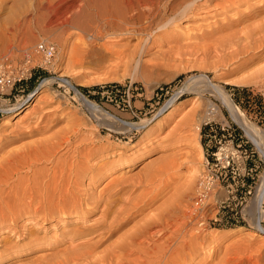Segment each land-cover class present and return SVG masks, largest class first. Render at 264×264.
Wrapping results in <instances>:
<instances>
[{
	"label": "rangeland",
	"instance_id": "rangeland-1",
	"mask_svg": "<svg viewBox=\"0 0 264 264\" xmlns=\"http://www.w3.org/2000/svg\"><path fill=\"white\" fill-rule=\"evenodd\" d=\"M47 1L0 0V163L11 153L23 164L29 162L24 156L34 153L32 145L54 151L46 155L48 149L40 153L34 149V155L42 157L36 160L31 154L33 169H27L28 174L19 171L10 177L13 182L0 184L8 209L3 211L6 222L0 219V264H45L87 245L92 255L101 256L110 242L143 224L156 209L170 214L179 209L198 212L188 229L200 231L197 239L203 240L190 241L204 243V251L191 257L190 264H264V116L259 108L264 107V83L241 84L264 67V59L252 60L259 54L236 57L247 32L243 28L264 16L257 15L264 10V0H245L237 6L225 0H161V13L150 19V29L145 20L134 26L120 14L113 17V4L105 5L106 0H84L80 3L84 11L66 26L56 12L47 10ZM172 12L180 13L177 21L170 20ZM165 21L169 25L160 27ZM39 42L55 50L49 65L35 53ZM94 86L100 89L89 91L90 98L80 91ZM233 87L246 92H235ZM215 92L241 110L257 130L258 146L228 116ZM79 94L92 106L84 104ZM172 96L175 101L163 109ZM210 103L216 110L201 121ZM63 137L69 141L63 143ZM23 151L28 156H21ZM68 165L80 170L71 172L78 180L75 194L81 197L80 207L54 212V217L34 214L32 205L36 209L40 204L27 196L20 199L23 179L30 184L32 174H38L33 177L48 176V181L53 168L66 170ZM157 194L144 209L143 204ZM104 199L111 210L131 213L141 206L143 211L139 215L137 211L121 231L101 237L97 233H103L99 228L107 219L101 212L109 205ZM135 203L137 208L131 206ZM11 207L18 211L15 218L10 217ZM75 231L88 235L80 237Z\"/></svg>",
	"mask_w": 264,
	"mask_h": 264
},
{
	"label": "bare ground",
	"instance_id": "bare-ground-1",
	"mask_svg": "<svg viewBox=\"0 0 264 264\" xmlns=\"http://www.w3.org/2000/svg\"><path fill=\"white\" fill-rule=\"evenodd\" d=\"M84 0H48L47 1V3H46V5H47V10L48 11H54V12H56V14H57V17H59V19L61 20V22H62V24L63 25H70V24H72V19L74 18V21L76 20V17H77V15H80V13H81V11H84L81 7H80V3L81 2H83ZM87 1V0H86ZM89 1V0H88ZM87 1V2H88ZM91 1H93V2H96L95 0H91ZM98 1V0H97ZM161 0H106V4H105V2H103V4H105V5H107V2L108 3H110V4H113V6H112V8L114 9V10H111V14L110 15H112L113 17H115L114 15H116V17L118 16V14H120V16H122L123 17V20H124V18H125V20H131L132 21V24H134V26H136V24L137 23H139L140 21H142V20H145L146 21V25H147V27H146V29H150V23H151V21H150V19L151 18H154L158 13H161V9L159 10V8H158V5H160L159 4V2H160ZM166 1V0H165ZM187 2H188V0H186ZM207 1V0H206ZM223 1V0H222ZM226 1V3L228 4L229 3V5H232V4H236V6L238 5V4H241V3H244L245 2V0H225ZM90 2V1H89ZM230 2H232V4H230ZM102 3V2H101ZM165 3V2H164ZM190 3V2H189ZM195 3V2H194ZM102 4V5H103ZM184 4V3H183ZM193 4V3H192ZM45 5V4H44ZM46 5H45V7H46ZM89 5V4H88ZM105 5H103L104 6V9H105ZM164 5V4H163ZM162 5V6H163ZM174 5V4H173ZM187 6L189 5V4H186ZM246 5V4H245ZM100 6V5H99ZM108 6V5H107ZM110 6V5H109ZM164 6H166V5H164ZM191 7L189 8V11H190V13L192 12V10H193V8H192V5H190ZM233 6V5H232ZM247 6V5H246ZM44 7V8H45ZM85 7H87V5L85 6ZM193 7H195V6H193ZM235 7V6H234ZM43 8V7H42ZM43 8V9H44ZM91 8V7H90ZM101 8H102V6H101ZM108 8V7H107ZM94 9H95V7H94ZM109 9V8H108ZM168 8L167 7H165L164 8V10L162 11V12H165L166 10H167ZM173 9V8H172ZM44 10H46V8L44 9ZM46 10V11H47ZM86 10V9H85ZM101 10V9H100ZM116 10V11H115ZM171 10V9H170ZM188 10V9H187ZM102 11H103V8H102ZM101 11V12H102ZM105 11V10H104ZM103 11V12H104ZM189 11H187V12H189ZM194 11V10H193ZM87 12V11H86ZM106 12V11H105ZM108 12V11H107ZM175 12V11H174ZM186 12V13H187ZM84 13V12H83ZM109 13V12H108ZM185 13V10H184V12H182V15ZM96 14V13H95ZM94 14V15H95ZM98 14V13H97ZM101 14V13H100ZM105 14V13H104ZM180 14V13H179ZM179 14L177 13V14H174L173 12L171 13V15H170V20L172 21V20H178L177 19V17L179 18L180 16H179ZM188 14V13H187ZM84 15H85V13H84ZM102 15V14H101ZM100 15V16H101ZM107 15V14H106ZM109 15V14H108ZM185 15V14H184ZM257 15H259V16H262V15H264V10H261V11H259L258 13H257ZM96 16V15H95ZM258 16V17H259ZM182 17V16H181ZM88 18H90V16L88 17ZM109 18H110V16H109ZM261 18V17H260ZM113 19V18H112ZM117 20V19H116ZM169 20V21H170ZM255 20V19H254ZM53 21V20H52ZM162 21H164V20H162ZM167 22H169L168 20H166ZM165 21V23H167ZM60 22V21H59ZM76 22V21H75ZM109 22V21H108ZM153 22V21H152ZM105 23H106V21H105ZM110 23V22H109ZM112 23V22H111ZM114 23V22H113ZM120 23H121V21H120ZM170 23V22H169ZM54 24V23H53ZM117 24V23H116ZM128 24V23H127ZM171 24V23H170ZM256 24V25H255ZM106 25H107V23H106ZM162 26H160V27H164V26H166V25H169L168 23L167 24H161ZM251 25H254V26H251ZM113 26H116V25H113ZM118 26H119V24H118ZM158 26V25H157ZM243 26V25H242ZM108 27V26H107ZM128 27V26H127ZM133 27V26H132ZM131 27V28H132ZM159 27V28H160ZM113 28V27H112ZM117 28H119V27H117ZM129 28H130V26H129ZM135 28V27H134ZM110 29V28H109ZM121 29V28H120ZM162 29V28H161ZM243 29H245V30H247V32H245L246 33V35H244L245 37H244V39H242L243 40V42H241L242 43V45H241V47H243L241 50L242 51H240V49H237L238 47H236L237 45H239L240 46V44H236V46H235V49H237L236 50V52L237 51H240V52H238L237 54V56L236 57H240V56H242V55H244V56H255L256 54H259V56H257V57H254L252 60H255V59H257V60H263L264 59V16H263V18L260 20V21H258V23H254V24H250V26L248 25L247 27H245V28H243ZM243 29L241 30V32L240 33H242V31H243ZM114 30V29H113ZM126 30V29H125ZM145 30V29H144ZM143 30V31H144ZM240 30V29H239ZM130 31V30H129ZM139 31V30H138ZM142 31V30H141ZM140 31V32H141ZM147 31V30H146ZM234 31V30H233ZM136 33H137V29H136ZM239 33V32H238ZM237 33V34H238ZM238 34V35H243V34ZM98 34H100V33H98ZM230 34V33H229ZM99 36V35H98ZM236 38H237V36H236V34L234 35ZM232 37V36H231ZM230 37V41H231V38ZM239 38H241L240 36H238ZM238 38V39H239ZM243 38V37H242ZM236 40V39H235ZM241 39H240V41H242ZM238 41V40H237ZM228 42V41H227ZM237 43V42H236ZM223 44V43H222ZM225 44V43H224ZM234 44V43H233ZM231 45V44H230ZM235 45V44H234ZM234 45L232 46V47H234ZM223 47H224V45H223ZM228 47H230V46H228ZM232 47H231V49H232ZM226 48V47H225ZM257 52H256V51ZM255 51V52H254ZM235 52V51H234ZM233 53V52H232ZM215 54V53H214ZM236 54V53H235ZM243 57V56H242ZM247 57H245V58H247ZM234 58V57H233ZM238 59V58H237ZM240 59H244V58H240ZM251 60V59H250ZM258 64V63H257ZM253 77H248V78H246L245 80H243L242 82H241V84L242 83H252V82H257V81H259V82H262V83H264V67L263 68H260L259 70H257L256 72H255V74H253L252 75ZM239 84H240V82H238ZM210 89V88H209ZM215 90V89H214ZM211 92V91H210ZM212 93V92H211ZM216 93V96L218 95H220V103H221V105L224 107V108H226V110H227V112H228V116H230V118L232 119V121H234V123H236L240 128H241V130L244 132V135H245V137L247 136L250 140H251V143L253 142V144H255V145H259V142H258V140L256 139L257 138V130L256 129H254V127H252L248 122H247V120H246V118L244 117V115L240 112V111H238L237 109H236V107L233 105V103H231L227 98H225L224 97V95H222L221 94V92H220V94H217V92H215ZM176 94H178V93H176ZM80 95V98L82 99V101L84 102V104H87V106L88 105H90V106H92L91 105V102H89L88 100H86L85 98H84V96L83 95H81V94H79ZM213 95H215V94H213ZM31 96H33V94H31L30 95V97ZM215 96V97H216ZM217 96V97H218ZM226 96V95H225ZM173 97V96H172ZM171 97V99L166 103V105L164 106V108L163 109H167L174 101H175V97H173L172 98ZM177 97V96H176ZM214 97V96H213ZM219 98V97H218ZM217 98V99H218ZM23 105V104H22ZM200 107V106H199ZM90 108V107H89ZM91 109V108H90ZM97 109V108H96ZM95 109V107H94V110H96ZM200 109V108H199ZM201 110H202V108H201ZM215 110H216V107L215 106H213L211 103L208 105V107H207V109H206V111L205 110H203V115H201V117L199 118L201 121L202 120H204V119H207V118H209V117H211V115H213V113L215 112ZM225 110V109H224ZM197 117V116H196ZM106 118V117H105ZM198 118V117H197ZM148 122V121H147ZM150 122V121H149ZM144 123V122H143ZM251 123V122H250ZM147 124V123H146ZM256 127V126H255ZM129 128V127H128ZM197 128V127H196ZM260 131V130H259ZM72 132V131H71ZM262 133H263V131H262ZM66 134V133H65ZM264 134V133H263ZM59 135V134H58ZM261 135V134H260ZM40 136V135H39ZM46 136V135H45ZM63 136V135H62ZM22 137V136H21ZM43 138V137H42ZM46 137H44V140L46 141V139H45ZM261 138V137H260ZM49 139H51V138H49ZM53 139V138H52ZM60 139L61 138H59V141H60ZM63 139H64V137H63ZM72 139V138H71ZM43 139H42V142L44 141ZM54 141V140H53ZM69 141V139H64L63 140V143H66V142H68ZM41 142V143H42ZM50 142H51V140H50ZM56 142V141H55ZM35 143V142H34ZM45 143V142H44ZM52 143V142H51ZM57 143H58V146H59V143H61V142H58L57 141ZM74 143V142H73ZM261 143V142H260ZM46 144V143H45ZM56 144V143H55ZM54 144V145H55ZM62 144V143H61ZM28 145V144H27ZM30 145V144H29ZM43 145V144H42ZM51 146H52V144H50ZM49 145V146H50ZM57 145V144H56ZM63 145H65V144H63ZM36 146V145H35ZM38 146V145H37ZM37 146H36V148H37ZM43 146H45L46 147V145H43ZM50 146V148H52V147H56V146H52L51 147ZM57 146V147H58ZM62 145H60V147H61ZM256 146V147H257ZM28 147L29 146H27V149H28ZM32 147H34L33 145H32ZM31 147V151H34V153H35V150L34 149H36V148H32ZM39 147V146H38ZM56 147V148H57ZM19 148V147H18ZM23 148H24V145H23ZM38 149V151H39V153L41 152V151H43L44 149H46L45 151H47V149H48V153L46 154V155H48L49 154V151L51 152V150L48 148V147H46V148H43V150H39V148H37ZM24 150V149H23ZM54 150H56V149H54ZM15 151V150H14ZM17 151V150H16ZM15 151V152H16ZM10 152V151H9ZM28 152H30L29 150H28ZM19 153V152H18ZM27 153V152H26ZM25 153V154H26ZM34 153L32 154V152H31V154H32V156L34 155ZM43 154H40V155H43V157H44V152H42ZM52 153H54V151L52 150ZM13 153H11V154H7L6 156H5V158L4 159H2V162L0 163V184L2 185V184H4V185H7L8 183V181H9V179H10V177H14V176H17L20 172L19 171H24L25 170V174H28L27 173V169H30V167H31V165L29 164V162H30V160L31 159H33V158H30L31 157V154L28 156V153L26 154V156H28V157H25L24 155V151H23V154L22 153H20L21 154V156L23 155L24 156V161L26 160V159H28L27 161H29V162H27V163H22L21 161H19L18 159H17V156H16V158H15V155L13 154ZM90 154V153H89ZM19 155V154H18ZM37 155V154H36ZM54 155V154H53ZM87 155V154H86ZM51 156V155H50ZM38 157H42V156H38ZM38 157H36L35 155H34V159H38ZM45 157H47V156H45ZM44 157V158H45ZM23 158V157H22ZM29 158H30V160H29ZM48 158V157H47ZM36 159V160H37ZM72 159V158H71ZM77 159V158H76ZM48 160V159H47ZM74 160H75V158H74ZM32 161V160H31ZM38 161H40V160H38ZM45 161V160H44ZM63 161V160H62ZM61 160H60V162H62ZM69 161V160H68ZM77 161V160H76ZM41 162V161H40ZM48 162V161H47ZM42 164H44V162L42 163ZM63 164H64V161H63ZM67 164H69V162L67 163L66 162V164L65 165H67ZM70 164H71V160H70ZM79 164V163H78ZM37 164H35V166H36ZM58 165V164H57ZM64 165V166H65ZM72 165H74V166H76L75 164H72ZM72 165H70V166H72ZM83 165V164H82ZM172 165V164H171ZM51 166V165H50ZM59 166H60V163H59ZM69 166V165H68ZM66 167L67 169L65 170V168H61V169H52V177L49 179L48 178V181H47V177L48 176H44L43 178H41V176L40 177H38L37 179H35V177H33L34 175H38V174H32L33 176H32V178H34L33 180L32 179H30L31 180V183L30 184H28V180L25 178V179H23V180H25V181H22L21 179H19L20 181H22L21 182V189H20V197L17 195L18 193H16V195L21 199V200H23L24 201V199H23V197L25 196H27L28 198H30L31 199V201H33V202H35V201H37L38 202V204H40L39 206L40 207H38V208H36V209H33V205H32V207L30 206L31 205V203H30V205L29 204H24L27 208H30L31 207V209L33 210V213L34 214H37V215H39V216H41L42 214L43 215H52V213H54V212H57V215L59 214V212H61V211H64V210H67V209H72V210H74L75 208H76V210H77V207L79 206L78 205V201H80L81 200V197L79 198V197H77L76 195L77 194H75V190H76V188H75V186H77L78 185V180L75 178V179H73L72 177H71V172H72V170L73 171H77V170H74V169H72L71 170V167ZM73 166V167H74ZM33 167H34V164H33ZM69 168V169H68ZM80 168H83V167H80ZM31 169H33V168H31ZM30 169V170H31ZM75 169H77V167H75ZM84 169V168H83ZM78 170H79V168H78ZM84 170H86V167H85V169ZM89 170V169H88ZM49 171V170H48ZM51 171V170H50ZM80 171V170H79ZM79 171H77V172H79ZM40 172H41V170H40ZM66 172H70L69 173V175L67 176L66 174H68V173H66ZM82 172V171H81ZM88 172V171H87ZM87 172H83V173H81V174H84V173H87ZM47 173V172H46ZM64 173H66L65 175H64ZM164 173V172H163ZM77 174V173H76ZM81 174L79 173V175L81 176ZM50 175V174H49ZM86 175V174H85ZM20 176V175H19ZM75 176V175H74ZM76 176H78V175H76ZM23 177V176H22ZM31 177V176H30ZM66 177V178H65ZM15 178V177H14ZM12 179L11 178V180L10 181H12L13 182V180H15V179ZM16 178H19V177H16ZM39 178H41V179H39ZM61 178H63V179H61ZM80 178V177H79ZM148 178V177H147ZM18 180V179H17ZM30 180H29V182H30ZM82 180V179H81ZM151 180V179H150ZM9 181V182H10ZM18 182V181H17ZM27 182V183H26ZM82 182V181H81ZM147 182H148V180H147ZM26 184H28V185H26ZM194 184V183H193ZM12 185H14V184H12ZM11 185V186H12ZM144 185V184H143ZM79 186V185H78ZM191 186H192V184H191ZM2 187V186H1ZM15 187H16V185H15ZM189 187H190V185H189ZM3 188H5V187H3ZM9 188V187H8ZM11 188V187H10ZM9 188V189H10ZM18 188V187H17ZM190 188H192V187H190ZM0 189H2V188H0ZM6 189V188H5ZM4 189V190H5ZM78 190V189H77ZM189 190V189H188ZM155 192V191H154ZM77 193H78V191H77ZM119 193V192H118ZM146 193V192H145ZM7 194V193H6ZM10 194H12V193H10ZM79 194V193H78ZM2 195H4V193H2L1 192V194H0V199H1V196ZM100 195V194H99ZM160 196V194H157V195H155V196H153V197H151V198H149V200L146 202V203H144L143 204V208L145 209V207H147L148 205L150 206V203L153 201V200H155L156 199V197L157 196ZM183 195V194H182ZM5 196V195H4ZM9 196V195H8ZM80 196H82V195H80ZM84 196H87V195H84ZM6 197H7V195H6ZM116 197V196H115ZM114 197V198H115ZM126 197V196H125ZM194 197V196H193ZM196 197V196H195ZM15 198V197H14ZM6 199V198H5ZM80 199V200H79ZM87 199H88V197H87ZM102 199V198H101ZM112 199V198H111ZM145 199V198H144ZM16 200V199H15ZM14 200V201H15ZM86 200V199H85ZM105 200V202L106 201H108V200H106V199H104ZM104 200H102L103 202H104ZM13 201V202H14ZM86 201H90L89 199L88 200H86ZM91 201H92V199H91ZM97 201V200H96ZM114 201V200H113ZM127 201V200H126ZM167 201V200H166ZM171 201V200H170ZM130 202V201H129ZM134 202V201H133ZM141 202V201H140ZM178 202V201H177ZM255 202V201H254ZM257 202V201H256ZM6 203L7 202H5L4 200H3V198L0 200V219H5V217H4V214H3V211H4V208L6 209V210H8L7 208H6ZM12 203V202H11ZM23 203V202H22ZM110 203H113L111 200H110ZM115 203L116 202H114V205H113V207L115 206ZM119 203V202H118ZM117 203V204H118ZM122 203V202H121ZM13 204L14 203H12L11 205L13 206ZM98 204V203H97ZM105 204V203H104ZM108 204H109V201H108ZM185 204V203H184ZM254 204H256V203H254ZM10 204H8V206H9ZM10 205V206H11ZM91 205V207H93L92 205V203L90 204ZM99 205V204H98ZM112 205V204H111ZM120 205V204H119ZM135 205V206H134ZM140 205V204H139ZM257 205H259V204H257ZM23 206V205H22ZM85 206V205H84ZM94 206H97V205H95L94 204ZM102 206V205H101ZM108 206H110V204L109 205H107L106 207H105V205H104V210H103V212H101V214L103 215V218L105 217V218H107L108 219V217L107 216H109L110 215V217H109V221L107 220H105L104 219V221H102V219H100L101 218V216L102 215H100V217H99V220H96V222L97 221H99V223H100V220L102 221L101 222V224L103 223L104 225H102V227H100L99 228V231H103V233H97V234H100V236L101 237H109V236H111V235H113V234H115L118 230L119 231H121L120 230V228H122V226L124 225V224H126L129 220H130V218L133 216V215H135V213L138 211V215H139V212H140V210H142V207L140 206L139 208H138V210H136V211H133V212H131V213H129L127 210L128 209H126V211H127V213H125L123 210H118V209H113V210H111L110 208H111V206L110 207H108ZM132 207H134V208H137L136 206H138V203L136 204H133V205H131ZM197 206V205H196ZM202 206V205H201ZM80 207V206H79ZM99 207V206H98ZM183 207H184V205H183ZM187 207V206H186ZM9 208V207H8ZM17 208H19V207H17ZM34 208H35V206H34ZM83 208V207H82ZM102 208H103V206H102ZM102 208L99 210V211H101L102 210ZM115 208V207H114ZM128 208V207H127ZM180 208V207H179ZM255 208V207H254ZM11 210L13 209L12 207L10 208ZM78 209H80V208H78ZM88 209V208H87ZM86 209V210H87ZM89 209H91L90 207H89ZM92 209H95V208H92ZM91 209V211H94V210H92ZM97 209V208H96ZM131 211L132 210H134V209H131V208H129ZM158 209H159V207H158ZM168 209V208H167ZM176 209V208H175ZM178 209V208H177ZM14 210V209H13ZM12 210V215H10V217H14V216H17L18 214V211L16 212V210H14L13 211ZM86 210H85V212H86ZM98 210V209H97ZM129 210V211H130ZM170 210V209H169ZM172 210V209H171ZM258 210V209H257ZM259 210H260V208H259ZM88 211V210H87ZM90 211V212H91ZM113 211V212H112ZM143 211V210H142ZM157 211H158V213H157ZM163 211H165V210H163ZM159 212V210H155V214L153 215V216H151L152 214H150L149 216L150 217H148L147 218V221H145V219L143 218V220L145 221H143V220H141V222L143 221L144 223L143 224H136V226H135V228L133 229V230H131V231H126V233H123V235H120V237L119 238H117L116 240H117V242L115 241L114 243H111L110 242V244H112L110 247H108L107 248V250H106V248H105V253L104 254H102L101 256H94V255H92V253H93V250H91V249H89L90 248V245H87L88 246V248L87 247H85L84 249H82V250H76V251H73V252H66V253H68V254H63L64 256H62L61 258H59V257H57L56 259H53V260H50V261H47L46 260V263L45 264H190L191 262H192V258L191 257H193V256H195L196 257V254H197V252L198 251H204V243H199V242H201L202 240H203V238L199 241L197 238H199V232L198 231H190L188 228H189V222L190 223H192L191 222V220L192 219H194V217L196 216L195 214H197L196 213V211L194 212V210H184V209H179V211L177 210L176 212H174L173 214H170V211H165V212ZM173 211V210H172ZM244 211V210H243ZM5 212H7V211H5ZM77 212V211H76ZM252 212V211H251ZM10 213V214H11ZM79 213V212H78ZM94 213V212H93ZM96 213V212H95ZM98 213V212H97ZM152 213V212H151ZM247 213H248V211H247ZM260 213H262V216H263V212L262 211H260ZM3 216H2V215ZM8 214H9V212H8ZM63 214V213H62ZM72 214V213H71ZM251 214V213H250ZM25 215V214H24ZM64 215V214H63ZM67 215V214H66ZM112 215V216H111ZM44 216V217H45ZM53 216V215H52ZM68 216V215H67ZM137 216V215H136ZM136 216H133V217H136ZM147 216V215H146ZM43 217V216H42ZM42 217H41V219H42ZM54 217V216H53ZM15 218V217H14ZM112 218V219H111ZM149 218H150V220H149ZM259 218H260V216H259ZM262 218V217H261ZM11 219V218H10ZM37 219V218H36ZM111 219V220H110ZM133 219H135V218H133ZM9 220V219H8ZM46 220V219H45ZM4 222H6L5 220H3ZM194 221V220H193ZM256 221H257V218H256ZM255 221V222H256ZM96 222H95V224L94 225H96ZM130 222V221H129ZM141 222H139V223H141ZM92 224V225H93ZM101 224L100 225H98L97 226V228L99 227V226H101ZM191 225V224H190ZM254 225V224H253ZM256 225V224H255ZM91 227V226H90ZM257 228H256V230H258L259 231V226L257 225L256 226ZM89 228V227H88ZM96 228V229H97ZM131 228V227H130ZM190 228H191V226H190ZM77 230V229H76ZM90 230H91V228H90ZM90 230H88V231H90ZM199 230V229H198ZM79 231H81V230H79ZM78 231V232H79ZM97 231V230H96ZM80 237H82V236H86V235H88V234H85L87 231L85 230L84 232V235L83 234H81L82 233V231H81V235L77 232V231H75ZM98 232V231H97ZM125 232V231H124ZM262 233H264L263 231H261ZM90 233V232H89ZM203 233H204V230H203ZM94 234H95V232H94ZM97 234H95V235H97ZM93 235V234H92ZM91 235L89 234V236L88 237H90ZM198 236V237H197ZM118 237V236H117ZM92 238H93V236H92ZM82 239V238H81ZM98 239H100L101 241H102V239L100 238V237H98ZM190 239H197L199 242H196V243H198V244H196L195 242H192V240L190 241ZM205 239V238H204ZM69 240V239H68ZM83 241H86V240H84V239H82ZM94 240H96L97 241V239H94ZM93 240V241H94ZM70 241H72V240H70ZM99 241V240H98ZM97 241V242H98ZM103 241H104V239H103ZM102 241V242H103ZM75 242V241H74ZM73 242V243H74ZM113 242V241H112ZM85 243V242H84ZM83 243V244H84ZM86 243H87V241H86ZM89 243H90V241H89ZM88 243V244H89ZM95 243V242H94ZM79 244H80V242H79ZM78 244V245H79ZM82 244V243H81ZM81 244L79 245V246H81ZM82 244V245H83ZM98 244V243H97ZM71 245H74V244H72L71 243ZM207 245V244H206ZM84 246V245H83ZM93 246V245H92ZM69 247V246H68ZM206 247V246H205ZM74 248H76L77 249V247H74ZM83 248V247H82ZM9 250V249H8ZM63 253V252H62ZM199 254V253H198ZM61 256V255H60ZM43 260V259H42ZM246 260V259H245ZM45 261V260H44ZM223 261V260H222ZM221 261V262H222ZM258 262V261H257ZM219 263V262H218ZM223 263V262H222ZM227 263V262H226ZM40 264V263H39ZM238 264H240V262L238 263Z\"/></svg>",
	"mask_w": 264,
	"mask_h": 264
},
{
	"label": "built area",
	"instance_id": "built-area-1",
	"mask_svg": "<svg viewBox=\"0 0 264 264\" xmlns=\"http://www.w3.org/2000/svg\"><path fill=\"white\" fill-rule=\"evenodd\" d=\"M35 53L42 59L43 65H49L54 57L55 50L53 46L39 42L35 47Z\"/></svg>",
	"mask_w": 264,
	"mask_h": 264
},
{
	"label": "trees",
	"instance_id": "trees-1",
	"mask_svg": "<svg viewBox=\"0 0 264 264\" xmlns=\"http://www.w3.org/2000/svg\"><path fill=\"white\" fill-rule=\"evenodd\" d=\"M37 74H34V76H36ZM38 75H40L39 74V72H38ZM35 80V78L33 77V78H31L30 79V81H34ZM109 87H112V86H107L106 88H109ZM113 87H115V88H121V86H119V85H117V84H114L113 85ZM100 88L98 87V86H94V87H92V88H80V91L85 95V96H87V97H91L90 95H89V91H98ZM233 89L235 90V92H240V91H242V92H246V90H244V89H242V90H240V89H238V88H236V87H233ZM92 99H95V98H92ZM236 99V101L238 102L239 100H238V98H235ZM256 100H257V102L260 104V98H257L256 97ZM260 108V110L262 111V114H263V116H264V107L261 105V107H259Z\"/></svg>",
	"mask_w": 264,
	"mask_h": 264
}]
</instances>
